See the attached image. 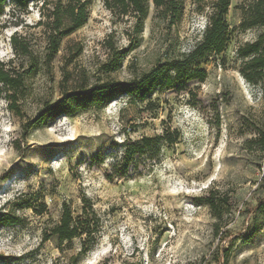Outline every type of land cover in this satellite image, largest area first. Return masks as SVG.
I'll return each mask as SVG.
<instances>
[{"label":"rangeland","instance_id":"1","mask_svg":"<svg viewBox=\"0 0 264 264\" xmlns=\"http://www.w3.org/2000/svg\"><path fill=\"white\" fill-rule=\"evenodd\" d=\"M83 1L86 25L51 60L43 1L26 11L8 2L0 17V63L24 84L13 100L0 82V264H224L226 249L228 264H264V151L256 142L264 132V84L244 78L237 54L264 30L240 27L253 0H231L228 48L196 62L204 82L156 87L145 101L118 94L36 125L63 97L67 74L71 93L137 83L192 52L213 10L212 0H177L178 13L151 4L138 35L132 15L113 14L104 0ZM114 62L119 69L109 71ZM166 130L178 131V143L123 167L126 141ZM211 191L223 204L216 212L205 202ZM84 197L103 228L82 256L81 239L60 244L50 233L63 204L78 215ZM8 214L18 222L3 223Z\"/></svg>","mask_w":264,"mask_h":264},{"label":"trees","instance_id":"2","mask_svg":"<svg viewBox=\"0 0 264 264\" xmlns=\"http://www.w3.org/2000/svg\"><path fill=\"white\" fill-rule=\"evenodd\" d=\"M33 1L40 0H0V17L4 15L5 6L8 2H12L19 11H26ZM41 1L47 8V13L43 14L45 22L41 23V25L43 24L42 26L46 29L48 58L51 60L59 52L61 41L86 25L89 18V3L83 0ZM195 1L202 2L204 0ZM104 3L106 8L112 11L113 14H119L122 17L132 15L135 18V28L138 35L144 31L151 4L164 13H167L173 6L175 12L178 13L177 0H104ZM230 7L231 0H212L213 10L209 16V25L205 30L203 39L194 50L173 61L164 70L155 69L151 73L143 75L137 83L131 85L107 83L98 89L90 91L83 89L71 93V89L68 87L69 74H67L62 83L63 97L40 112L35 124L40 126L55 120L63 114L75 117L81 110H87L93 106L107 105L118 94H126L132 100L137 98L140 101H145L156 87L184 90L188 83L192 81L204 82L207 72L204 69H200L196 62L208 59L213 55H221L228 48L231 41V31L227 20ZM175 22L176 20L173 19L170 24ZM240 27L242 30H249L255 27L264 28V0L252 1L243 14V21ZM13 42L17 46L18 38L15 37ZM237 54L243 60L241 73L244 78L254 86H262L264 84V30L259 34L256 41L248 42L241 46ZM119 67L120 64L114 62L106 68L109 71H116ZM0 82L13 100L18 97L17 89L24 87L23 81H20L12 74L9 66L8 69H5L3 63H0ZM179 138L180 134L178 131L170 132L166 130L162 135L142 137L133 143L126 141L121 164L126 168L130 160L135 157L154 158L155 154H158L163 146L174 145L178 143ZM256 142L261 146V150L264 151V132ZM215 198V192L211 191L210 196L205 199V202L213 212L223 208V204L216 201ZM259 207L264 210V200ZM42 213L44 211H41L40 214ZM215 216L218 220L222 217L220 214ZM1 221L7 225H12L16 224L18 219L8 214L2 216ZM102 228V217L95 209L93 202L84 197L83 206L78 215L73 213L67 203L63 204L60 221L51 228L50 236L56 237L60 244L71 242L77 238L81 239L82 250L80 255L83 256L87 255L98 244ZM229 255L230 250L226 249L222 257L224 264H228Z\"/></svg>","mask_w":264,"mask_h":264}]
</instances>
